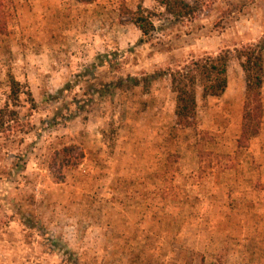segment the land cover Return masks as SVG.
<instances>
[{"label":"rangeland","instance_id":"rangeland-1","mask_svg":"<svg viewBox=\"0 0 264 264\" xmlns=\"http://www.w3.org/2000/svg\"><path fill=\"white\" fill-rule=\"evenodd\" d=\"M186 1L176 20L156 0H10L0 106L10 75L36 105L0 139V264H264V113L240 148L236 57L264 55V0ZM222 51L225 93L199 90L198 127L179 128L169 72ZM73 144L84 158L56 182L50 158Z\"/></svg>","mask_w":264,"mask_h":264},{"label":"trees","instance_id":"trees-1","mask_svg":"<svg viewBox=\"0 0 264 264\" xmlns=\"http://www.w3.org/2000/svg\"><path fill=\"white\" fill-rule=\"evenodd\" d=\"M82 4H91L96 0H75ZM165 11L176 20L190 17L196 12L195 5L186 0H156ZM0 0V33H8V3ZM136 26L144 35H148L154 24L146 10L139 6L131 12ZM236 57L240 61L245 74V103L243 107L241 135L239 146H247L249 140L257 136L262 125L264 55L259 45H248L236 49ZM231 60L230 51H222L215 56L193 60L190 64L171 70V91L175 95L176 124L181 129H196L199 124L198 94L202 97H220L228 86V70ZM156 76V75H154ZM139 85L138 79H133ZM9 94L4 106H0V139L9 140L12 134L20 132V111L23 98H27L35 106L31 90L13 75L8 77ZM148 85V86H147ZM145 88L149 90V82ZM122 86V80L119 81ZM84 158V153L76 145L64 146L54 151L50 158L49 168L56 182L66 179L68 169L77 168Z\"/></svg>","mask_w":264,"mask_h":264}]
</instances>
